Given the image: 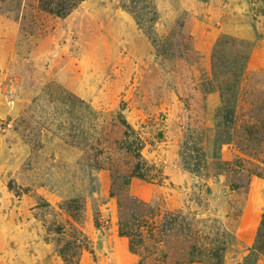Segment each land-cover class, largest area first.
Segmentation results:
<instances>
[{
    "label": "rangeland",
    "instance_id": "1",
    "mask_svg": "<svg viewBox=\"0 0 264 264\" xmlns=\"http://www.w3.org/2000/svg\"><path fill=\"white\" fill-rule=\"evenodd\" d=\"M147 1L0 0V264H264V0Z\"/></svg>",
    "mask_w": 264,
    "mask_h": 264
},
{
    "label": "trees",
    "instance_id": "2",
    "mask_svg": "<svg viewBox=\"0 0 264 264\" xmlns=\"http://www.w3.org/2000/svg\"><path fill=\"white\" fill-rule=\"evenodd\" d=\"M131 1L133 2V6H135V7L138 6V8H141V14H144V13L146 15L149 14V12H147L148 11V6H147L148 1L147 0H131ZM58 13L60 14L61 11H58ZM157 17H158V15H156L154 18H152V21L156 22ZM228 120H229V118H227V121ZM231 121H229L230 125H232ZM128 129H129V131H127ZM127 130L125 132L126 133L125 134V140H126L125 145L130 152H134V155L136 156V158L138 160V162L134 168V171H133V177H136V178H139L142 180H147V174L149 173V169L143 168V166H145L146 162L142 161L143 158L141 156V151H140V147L142 144H141V142H137V140H138L137 138L133 141L128 140L130 138L129 133L133 132L131 129V126L129 124H127ZM186 148H187V152L190 153L189 155H191V153H192V155L194 153H197L196 154L197 159L195 160L196 164L193 165L194 169L192 168V170H190V169L187 170V171L195 173L197 175L201 170V168H200V164H201L200 157L203 160L205 159L204 150L201 146L195 147V145L189 144V143L186 144ZM189 157H191V156H189ZM194 159L195 158L192 157V160H194ZM124 182H125V184H129L130 177H126L124 179ZM120 228H121L120 235H124V232H123L124 228H123L122 224H120ZM191 251H192V254L194 251L197 253L198 257L195 256L196 261H199L202 263L222 264L224 261V253H225L224 245L220 246L218 244H216V245L214 244L213 247L208 246V247L202 248V247H195V244H194L193 246H191ZM65 259L68 262L66 257H65Z\"/></svg>",
    "mask_w": 264,
    "mask_h": 264
},
{
    "label": "crops",
    "instance_id": "3",
    "mask_svg": "<svg viewBox=\"0 0 264 264\" xmlns=\"http://www.w3.org/2000/svg\"><path fill=\"white\" fill-rule=\"evenodd\" d=\"M64 113L65 112H63V114ZM35 252L33 253V259L31 262L22 264H64L57 255L49 250V245L47 243L40 244ZM80 264L87 263L81 260ZM133 264L138 263L136 260H133Z\"/></svg>",
    "mask_w": 264,
    "mask_h": 264
}]
</instances>
